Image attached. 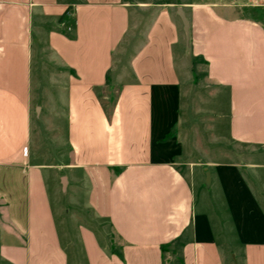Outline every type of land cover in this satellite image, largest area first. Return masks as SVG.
I'll list each match as a JSON object with an SVG mask.
<instances>
[{
	"label": "crops",
	"instance_id": "1",
	"mask_svg": "<svg viewBox=\"0 0 264 264\" xmlns=\"http://www.w3.org/2000/svg\"><path fill=\"white\" fill-rule=\"evenodd\" d=\"M221 1L0 0V264H71L54 208L60 171L62 191L77 177L85 207L119 241L115 250L80 228L84 264H161L160 245L176 238L183 264H264V13L251 0ZM177 6L189 23L188 56ZM133 8L155 16L128 80L117 83L110 72ZM45 49L60 78L50 122L55 145L66 147L60 162L50 144L48 164L32 148L45 110L32 80ZM214 148L241 164L189 158ZM241 170L256 175V194ZM201 171L203 185L208 173L211 187L218 179L235 193L229 205L258 211L256 224L237 225L229 261L201 216Z\"/></svg>",
	"mask_w": 264,
	"mask_h": 264
},
{
	"label": "rangeland",
	"instance_id": "2",
	"mask_svg": "<svg viewBox=\"0 0 264 264\" xmlns=\"http://www.w3.org/2000/svg\"><path fill=\"white\" fill-rule=\"evenodd\" d=\"M152 1L156 2L161 0ZM221 2L225 1L222 0ZM255 8H259L261 12L264 13V7ZM154 16L155 8H147L144 10L133 8L130 16V30L128 31L122 44L114 54V65L110 72V75L112 76V79L115 80V82L121 83L125 80H128V64L130 62V59L135 54L137 49L140 48V46L144 43L147 28ZM43 53H45V55L42 57V61L40 59V68L39 71L36 72L37 76L33 77L32 80V94L34 99H36L37 97L40 98L45 110L41 123L42 129H37L38 126L35 122L33 124L35 128L33 138L35 140L33 138L32 139L34 140L33 143L35 146L32 148L34 150L36 149L37 153L39 152L38 158L36 160L38 162L48 164L51 162L56 163V160L60 162L66 160V147L62 146L61 144L59 146L58 142L55 145L57 136L59 134H57V127L55 125H52V121L50 122L49 114V112H51V109L53 108V101H55V98L61 96L52 88V86L57 85L56 81L60 78L56 76L57 66L55 64H51L50 62L53 59L52 55L50 53H47V50ZM195 72L197 73V70H195ZM36 88H38L39 93L37 92ZM51 88L55 92L51 90ZM116 90L117 87L114 86L112 88V97L116 96ZM173 133L174 130L170 131L165 136V139H170L173 136ZM50 144L55 145L58 150H62L60 152L62 156L58 157L56 160L48 155ZM200 144L204 145V143ZM221 152L226 154H221ZM189 154V158H192L194 160L199 158V156H206L205 158L207 159L209 158V156H211L212 158L219 157L221 160H233L232 162L241 164V159L239 157H236V159H234V156L230 153L228 154L226 149L221 148L197 149L194 151H190ZM68 160H71V158L68 157ZM207 171L209 170L207 169ZM221 171H224V168H221ZM64 175L65 173L63 171H60L54 172L52 176L56 186L55 196L53 195V198L55 203L54 208L61 223L60 232L61 230L63 232V227H65V231L68 233L66 239H64V242L68 245L71 264H84L81 250V239L78 236L80 228L81 230L83 228H88L94 231L100 242L106 244L107 247L109 245L114 246L115 250H118V238L113 233L108 222L105 219L96 217L91 209L85 207L86 190L84 189L85 187L77 184L78 178L73 177L75 182L71 184L68 189L65 188V190L62 191L59 177ZM241 175L247 183L251 184L250 187L253 188L252 192L256 194V186L252 183L256 180V175L251 172L244 173L243 170H241ZM199 176L201 216H204L208 220L209 225L216 233L218 242H220L222 249L227 250V252L224 251L226 253L222 254V256H224V259H228L227 261H229L231 259L228 255L229 249L227 248L232 247L230 245V241L233 242V236H235L234 231L237 230V225H245L246 222H248L249 224L248 219L252 221L253 224H256V216L258 211L253 205L243 206V208L238 205H229L226 193H230L229 198L232 196V200L235 197V193L233 191H226L225 185L220 183L218 179L214 181L212 187L211 182H209L208 187H206L205 185H203L205 175L202 171ZM259 209L264 214V207L259 206ZM185 237V239H187V236ZM71 241L72 245L70 244ZM110 241L112 242L110 243Z\"/></svg>",
	"mask_w": 264,
	"mask_h": 264
},
{
	"label": "trees",
	"instance_id": "3",
	"mask_svg": "<svg viewBox=\"0 0 264 264\" xmlns=\"http://www.w3.org/2000/svg\"><path fill=\"white\" fill-rule=\"evenodd\" d=\"M105 102L104 103L102 102V103L104 104L106 113H109V110L107 109L108 104L113 103L114 99L113 97H111V100L109 101L107 100ZM182 246H183V243L180 242V238H176V239H173L172 241L161 244L160 245L161 264H183V258L181 254ZM118 256H120L122 259V255L120 253H118Z\"/></svg>",
	"mask_w": 264,
	"mask_h": 264
},
{
	"label": "water",
	"instance_id": "4",
	"mask_svg": "<svg viewBox=\"0 0 264 264\" xmlns=\"http://www.w3.org/2000/svg\"><path fill=\"white\" fill-rule=\"evenodd\" d=\"M176 14L182 22V28H183L184 35H185V53L188 56L190 52V29H189L188 19L181 6L176 7ZM62 184L63 185L65 184L64 177H62ZM208 184H209V174L206 173L205 186L208 187Z\"/></svg>",
	"mask_w": 264,
	"mask_h": 264
},
{
	"label": "built area",
	"instance_id": "5",
	"mask_svg": "<svg viewBox=\"0 0 264 264\" xmlns=\"http://www.w3.org/2000/svg\"><path fill=\"white\" fill-rule=\"evenodd\" d=\"M249 4L253 7H264V0H251Z\"/></svg>",
	"mask_w": 264,
	"mask_h": 264
}]
</instances>
